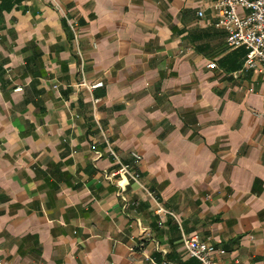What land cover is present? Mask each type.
<instances>
[{"label":"crops","instance_id":"1","mask_svg":"<svg viewBox=\"0 0 264 264\" xmlns=\"http://www.w3.org/2000/svg\"><path fill=\"white\" fill-rule=\"evenodd\" d=\"M217 1L0 0L2 264H196L194 234L264 264V75ZM106 140L163 226L134 183L123 209Z\"/></svg>","mask_w":264,"mask_h":264},{"label":"built area","instance_id":"2","mask_svg":"<svg viewBox=\"0 0 264 264\" xmlns=\"http://www.w3.org/2000/svg\"><path fill=\"white\" fill-rule=\"evenodd\" d=\"M215 8L218 11V19L215 26L227 33V46L230 49L244 48L247 51L244 69L258 71L264 75V0H218ZM65 19L74 34V42L80 55L78 25L76 22L67 19V17ZM216 67L217 65L214 63L208 66L210 69H215ZM79 86L93 90L103 87V83L100 82L89 86L82 79ZM16 91H21V88L16 89ZM106 145L107 153L118 166L114 173L107 176V180L113 182L115 178L119 177V181L116 182L119 188L117 197L120 199L123 209H128L129 200L126 192L128 186L134 183L149 197L151 212L158 219V224L163 226V217L165 215L174 217V213L166 209L157 194L149 191L143 183L137 171L142 157L136 152H131L134 162L131 165H126L123 164L121 157L107 140ZM96 155L97 158H102L103 156L99 152ZM122 183L126 184L122 185ZM143 239L144 237L140 241L143 242ZM183 248L186 256L189 259L196 260L199 264H219L216 254L219 256L225 255V251H216L213 245L202 241L197 234L185 235L183 237ZM132 253L134 252L132 251ZM0 264L2 263L0 262Z\"/></svg>","mask_w":264,"mask_h":264},{"label":"trees","instance_id":"3","mask_svg":"<svg viewBox=\"0 0 264 264\" xmlns=\"http://www.w3.org/2000/svg\"><path fill=\"white\" fill-rule=\"evenodd\" d=\"M192 262H195L196 264H198V262L196 260H191Z\"/></svg>","mask_w":264,"mask_h":264}]
</instances>
